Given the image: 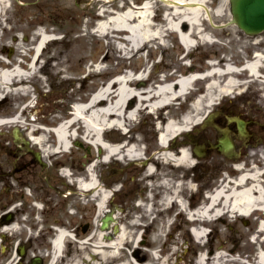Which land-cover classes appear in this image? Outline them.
Instances as JSON below:
<instances>
[{"label": "rangeland", "instance_id": "rangeland-1", "mask_svg": "<svg viewBox=\"0 0 264 264\" xmlns=\"http://www.w3.org/2000/svg\"><path fill=\"white\" fill-rule=\"evenodd\" d=\"M143 1L87 0L85 4L78 7L79 5L74 0H7L6 7H1L0 5V56L1 52H3L5 56L9 57V63L0 61V68H4L6 64L8 67H12L14 64L20 63L24 69H30L29 62L26 59H31L33 46L39 39V35L37 34V30L40 28L39 25H42L43 29L49 34L58 36V38H54L45 44L42 55L39 58L37 65L39 70L37 74L42 75V80H39L38 77L33 78L34 82L45 88L42 95L39 96L41 101L46 102L40 109V113L42 112L40 116H43V118L33 121L24 115L22 119L23 124L28 126L27 130L38 128L41 123L49 128L50 125L54 126L59 121L69 118L74 104L88 101L95 91L100 90L107 81L112 80L118 74L139 73L147 70L148 76L145 79V85L139 86L138 83L140 81L138 80H133L129 84L136 89L145 87L154 88L157 84L164 82L162 76L166 75L167 77L164 78L169 80L176 78L178 74H182L185 70L189 69V66H197V69L207 68V60L210 57L216 60L221 59L220 66H224L225 62H231L240 66L244 63L243 58L247 54H253L254 51L263 50L264 48V32L255 36H249L236 25H227L232 17L229 0L228 2L225 0H206L205 5L210 10L214 23L203 15L201 28L203 33L209 34L214 42L212 43L211 41L209 43L203 41L202 38L195 37L198 41L197 45L190 49L188 54H186L185 48L179 42L177 33L172 32V30H166L169 22H173L165 18V13L166 11H176V8H171L161 0H154L152 13L155 16L153 23L150 25V31H147L152 36L157 34L162 38L152 39L145 43L146 40L142 46L137 48L133 47L126 39L127 33H121L116 30V25H112L107 31L93 30L97 26L98 21L104 22L111 16L123 14L130 7L137 9L136 5H141ZM20 2L29 3L26 6H22ZM100 12L105 15L100 14ZM221 25L226 26L220 27ZM186 27H190V25L187 23ZM161 40L165 42L164 45L160 43ZM149 43H152L154 46L150 47ZM189 53H193V56H190ZM183 60H187L190 63L188 68L183 63ZM158 64L160 65L157 66ZM171 73H174L173 76H169ZM247 74L246 72L236 74V78L241 84L234 88L231 96L240 106L245 101L244 96L247 84L252 81V86L256 90L257 87L259 89L260 85L259 80L247 76ZM223 80L225 79H219L220 86L225 83ZM204 84V82H200L199 87H204ZM215 92H219V87ZM8 96L11 97L8 99L5 110L11 109V111H17L27 97H29L23 98L24 96L21 93L16 95L11 90ZM195 96L188 94L181 99L182 103L180 105H172L169 108L175 120L179 121L188 113H196L195 107L190 103L194 100ZM135 102L136 99L130 105ZM259 102H263L262 98ZM215 106V104L211 106L205 104L200 115L202 117L206 116L208 110ZM160 114V111L154 112L153 115L148 114L147 111H142L139 113L136 121H126V123L131 125L130 127L135 125V129L130 133L133 138L137 136L140 139L135 144L140 146L142 142L146 144V149H148L147 154L149 155H145L146 157H143V155L142 159H139L140 163L147 158H151L155 152L160 150L158 135L156 133L159 131L157 127H153L155 116ZM145 120L146 123L141 125L140 122H144ZM110 131L114 132L108 130V132ZM43 132H45L46 138H48V144L54 145L56 143L54 139L51 143L49 141V136L52 134L50 128ZM81 132L82 130L80 134L83 136ZM115 132V136L119 137L120 132ZM111 134L114 135L113 133ZM79 138V140H82L81 137ZM179 138L182 141L186 139L184 133ZM77 140H72L73 145ZM85 146L88 147L87 144ZM180 147L189 148L191 160H196L192 156L190 146L182 144ZM99 151L100 148L95 146L90 147V149L80 146L77 148L75 144L68 154H65V156H55L54 159L63 162L75 160L87 163L88 159L92 160V157L98 161L101 156ZM171 151L174 152V150ZM52 154L50 153V155ZM50 159H53V157ZM122 163L124 165L128 164ZM238 163L248 168L246 166L247 163L245 165V161L241 160ZM123 164L121 166H124ZM99 165L96 169L98 172L100 169ZM161 165L157 172V176L160 179L159 183L163 180V177L171 183H175L179 177L184 179L180 196L187 200L189 206L193 203L195 205L201 203L202 198H205L203 195L205 189L212 188L221 183V179H223L225 173L233 178H236L240 174L234 171L233 163L231 164L229 161H224L216 156L206 158L197 167L195 164L194 169L192 167L190 169L183 168L182 172L184 175L180 174L178 170H172L162 162ZM135 168V165L131 166L128 169L129 174L135 177V181L138 180L136 182H140L139 178L141 177L142 170L138 171ZM257 168L259 167H255L254 170ZM124 178L130 177H128V174H125ZM263 179L264 174L261 175V181L264 184ZM176 210L179 211L177 207L171 211V213L173 212L171 222L175 219ZM263 217L264 214L261 212H256L250 217H223L222 220L210 225L214 230L208 237L209 240L206 247L199 244L192 233H190V224L184 215L182 217L183 220L177 217L174 221H176L175 224H178V222L182 223L181 232L187 228L186 234L189 247L187 256L198 257L202 250L205 253H216L222 250L227 257L247 258L257 257L259 246L264 248V232L259 227V221ZM163 221H165V224ZM167 221V218H163V220H160V223H156V227L152 229L153 231L148 233V238L150 236L153 237V235L155 237L158 236V233L155 232H159V240L157 242L166 239V241L171 243L173 248H178L179 251V247L184 244V239H182L179 231L174 232L175 224H172L171 229L173 232L170 231L171 229H167L169 224ZM169 231L173 233L174 237H169ZM160 245L162 246L163 244L161 243ZM144 248H141V251L147 254L146 248ZM133 249L135 247L130 246L128 249L126 248L123 252L124 257L128 258L132 254ZM236 262H238L236 264H244L242 261ZM220 264L234 263L233 261H223ZM255 264L258 263L256 262Z\"/></svg>", "mask_w": 264, "mask_h": 264}, {"label": "bare ground", "instance_id": "bare-ground-1", "mask_svg": "<svg viewBox=\"0 0 264 264\" xmlns=\"http://www.w3.org/2000/svg\"><path fill=\"white\" fill-rule=\"evenodd\" d=\"M6 1L7 0H0L1 7L7 6ZM173 1L178 4H173ZM225 1L228 2V0ZM154 2V0H145L140 8L133 9L131 7L125 10L123 14L120 13L111 16L108 20L99 25V29L101 31H107L112 25H116V30L121 33H127L126 39L133 47L137 48L142 46L146 40H150L151 38H162L157 34L152 36V34L148 32L150 31V25L153 23L151 14L153 12ZM164 3L171 8H176V11H166L165 13V18L173 22L171 23L168 21L169 24L166 30H172V32L177 33L181 43L187 50L195 46L196 40L194 37L196 36H199L206 42L212 41L211 36L207 33H203L201 28L203 15L210 21H213L212 14L205 5L206 0H165ZM173 19H175V21H173ZM187 23L190 27H186ZM37 34L39 35V39L33 46L36 55L30 65L31 72H26L20 66H16L12 69H1V92L5 90L9 92L12 90L13 84L15 85L13 89L17 90L18 93H20L21 90L25 91L27 86L21 83L25 84V79L28 77L29 73L38 72V61L36 57L50 35H46L43 30H38ZM254 55L253 60L246 61L243 68H238L231 62H225L224 66H220L218 63H212L210 67L211 78L207 84L208 90L203 95L198 96L194 103L196 113H188L179 121L169 119L161 126V133L158 138L160 150L154 154L158 160L173 162L178 165L179 168L183 166L189 167L195 163L194 160H191L188 148H182L174 152L169 150L171 147V140L181 135L184 131L189 130L191 126L202 121L203 117L200 115V112L205 104L211 106L222 96L232 95L234 88L241 84L236 78V74L239 73V71L248 70L251 77L259 80L260 83H264V72H262L264 71V51H257ZM185 66L188 68L187 64H185ZM146 73L147 70L138 74L128 73L116 80L107 82L103 85L102 89L92 94L87 103L77 104L70 115V121L61 124V126L55 130L56 143L54 145L48 144V138H46L45 132L40 131L41 129L39 128H31L29 134L36 143L44 148L45 156H48L50 153L54 154V152L55 156H60V154L57 153L63 154L64 152H69L73 147L72 140L75 139L78 132L82 130L81 133H83L85 139H83V141L91 146L101 148L103 158L100 156L97 163L99 161L108 162L115 157L139 161V159H142L141 147L137 144L129 146V143L119 145L118 143L110 142L109 138H107L108 130L124 127L126 121L137 119L139 113L145 109L152 112L161 110L162 113L165 114V109L162 110L163 107L188 95L195 83L194 77H200V75H197L196 69H187L182 75L178 76V79L174 82L164 81L154 88L145 87L136 89L131 87L129 84L131 81L146 78ZM221 78L225 79L223 80L225 83L222 86H220L219 83V79ZM218 87L219 92L217 93L215 90H217ZM1 92L0 98L3 96ZM135 99L136 104L130 105L132 100ZM170 116L173 115L170 113ZM10 121L21 123L19 116ZM7 122L9 121L0 118V124H5ZM33 132H40V134L34 136ZM53 136L54 134L52 133L49 136V141H52L51 137ZM111 140L117 141L119 139L112 138ZM154 156L145 162V180L155 176L158 172L156 170L157 162L153 160ZM96 164L91 165L90 169H88V171L85 169L84 172L75 171L74 174H71L67 168H63L62 171L69 174L66 175L69 181H73L82 189L96 191L95 198L99 201V208H101L102 203L107 199L110 191L107 188L100 189L101 187L99 184L101 183L94 171V166H96ZM237 167L241 168V166ZM261 172V170H249L248 172L240 174L233 180H227L220 189L213 193L206 208H199L194 212L199 216H208L210 219L215 217L219 219L226 215L225 212H230L232 215L231 217H249L255 212V209L264 210V186L261 183ZM162 183L168 186L169 181L164 179ZM182 185L183 182L178 181L175 190H172L162 197V205H164L165 211L168 205L175 199L178 201V209L181 212L188 209L187 200L179 196ZM146 210H152L151 206H147ZM259 225L260 229L264 232V220H261ZM198 229L195 227L193 230L196 237L201 239L204 233L202 230ZM128 237H130L129 233L124 229L114 240L102 244L106 246L108 253H116L120 250V246L127 241ZM198 257V262L200 264H219L223 262V258L227 256L220 250L216 253L201 252ZM257 259L259 263L264 264V251H260L257 254ZM130 262L126 261L124 264H129Z\"/></svg>", "mask_w": 264, "mask_h": 264}, {"label": "flooded vegetation", "instance_id": "flooded-vegetation-1", "mask_svg": "<svg viewBox=\"0 0 264 264\" xmlns=\"http://www.w3.org/2000/svg\"><path fill=\"white\" fill-rule=\"evenodd\" d=\"M259 100L249 95L242 111L223 103L209 138L217 140L220 128L228 126L241 156L250 155L264 144V103L258 105ZM236 114L245 120V136L229 121ZM42 157L23 129L0 127V264H118L121 255L108 253L102 243L114 240L123 228L131 233L142 229L131 207L146 193L134 191L120 171L103 166L101 185L110 193L99 208L94 194L79 191L60 176V162ZM59 232L64 235L57 243ZM171 254L165 246L161 257L149 264H197L181 252Z\"/></svg>", "mask_w": 264, "mask_h": 264}, {"label": "water", "instance_id": "water-1", "mask_svg": "<svg viewBox=\"0 0 264 264\" xmlns=\"http://www.w3.org/2000/svg\"><path fill=\"white\" fill-rule=\"evenodd\" d=\"M232 23H237L248 34L264 31V0H231ZM220 150L228 153L233 148L232 142L222 140Z\"/></svg>", "mask_w": 264, "mask_h": 264}]
</instances>
